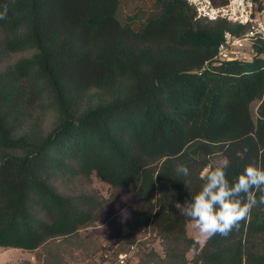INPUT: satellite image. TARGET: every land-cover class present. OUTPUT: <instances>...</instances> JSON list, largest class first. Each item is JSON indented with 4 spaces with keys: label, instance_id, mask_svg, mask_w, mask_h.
<instances>
[{
    "label": "trees",
    "instance_id": "obj_1",
    "mask_svg": "<svg viewBox=\"0 0 264 264\" xmlns=\"http://www.w3.org/2000/svg\"><path fill=\"white\" fill-rule=\"evenodd\" d=\"M119 1L0 0V247L33 251L93 225L107 202L96 176L126 196L127 236L148 226L161 241L163 257L143 264H264V205L200 246L175 207L205 169L227 160L234 183L264 164V39L250 62L213 60L243 27L182 0H148L154 15L120 22Z\"/></svg>",
    "mask_w": 264,
    "mask_h": 264
},
{
    "label": "rangeland",
    "instance_id": "obj_2",
    "mask_svg": "<svg viewBox=\"0 0 264 264\" xmlns=\"http://www.w3.org/2000/svg\"><path fill=\"white\" fill-rule=\"evenodd\" d=\"M156 11L155 5L148 0H120L117 18L120 22H125L127 17L136 14L139 20H143L154 15ZM139 20H135L136 23ZM253 54L247 48L241 61H252ZM259 57L264 59V54ZM256 106L257 102L251 105L253 116ZM52 122L53 116L49 113L43 121V133L50 130ZM73 186L71 184L68 188ZM90 188L107 201L106 207L93 225L81 229L73 236L52 239L33 251L0 247V264H102L101 256L106 250L126 252V264H143L141 255L150 251L159 258L163 257L161 241L154 233L148 231V226L140 228L132 236H127L130 211L125 195L110 191L108 185L96 176L91 177ZM186 235L199 246L206 239L199 233L194 221L186 223ZM130 246L133 248L130 249ZM193 256L192 251L185 254L188 262ZM113 259L114 253H111L108 264H112ZM149 264L158 263L151 261Z\"/></svg>",
    "mask_w": 264,
    "mask_h": 264
},
{
    "label": "clouds",
    "instance_id": "obj_3",
    "mask_svg": "<svg viewBox=\"0 0 264 264\" xmlns=\"http://www.w3.org/2000/svg\"><path fill=\"white\" fill-rule=\"evenodd\" d=\"M7 13L5 6L0 11V19H5ZM227 167L225 160L221 167L205 169L201 173L202 188L190 200L175 204L182 216L194 221L205 238L229 235L234 228H239L240 222L250 218L253 208L264 205V164L246 165L234 183L227 179ZM176 170L185 177L189 175V168L184 164L177 165Z\"/></svg>",
    "mask_w": 264,
    "mask_h": 264
},
{
    "label": "built area",
    "instance_id": "obj_4",
    "mask_svg": "<svg viewBox=\"0 0 264 264\" xmlns=\"http://www.w3.org/2000/svg\"><path fill=\"white\" fill-rule=\"evenodd\" d=\"M193 8L196 17L210 22L225 21L245 29L241 35L225 31L217 45L213 60L241 61L244 50H252L255 39H264V0H182ZM209 62H204L207 67ZM133 246H130L132 249ZM111 253H114L112 264H126V252L106 250L102 253V264H108Z\"/></svg>",
    "mask_w": 264,
    "mask_h": 264
}]
</instances>
